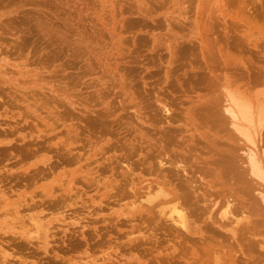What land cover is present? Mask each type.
Wrapping results in <instances>:
<instances>
[{"label":"rangeland","instance_id":"obj_1","mask_svg":"<svg viewBox=\"0 0 264 264\" xmlns=\"http://www.w3.org/2000/svg\"><path fill=\"white\" fill-rule=\"evenodd\" d=\"M201 107L264 121V0H0V264H264L262 177L246 185L263 202L232 176L161 181L187 163L170 129L234 133L244 179L249 153L264 162L260 124L255 147L244 122L214 113L213 132Z\"/></svg>","mask_w":264,"mask_h":264},{"label":"bare ground","instance_id":"obj_2","mask_svg":"<svg viewBox=\"0 0 264 264\" xmlns=\"http://www.w3.org/2000/svg\"><path fill=\"white\" fill-rule=\"evenodd\" d=\"M257 78V77H256ZM208 79H209V77H208ZM258 79H259V81H260V76H259V78H257V79H254L253 81L255 82V81H258ZM205 80V79H204ZM204 80H202V81H204ZM198 82V81H197ZM197 82H195L196 84H199V83H197ZM252 82V81H251ZM253 82V83H254ZM252 83V84H253ZM258 83V82H257ZM194 84V83H193ZM254 84H256V83H254ZM213 85V84H212ZM211 85V86H212ZM185 86H186V84H185ZM194 86H195V84H194ZM201 86V85H200ZM196 87V86H195ZM199 87V86H198ZM207 87H208V85H207ZM213 87V86H212ZM185 89V88H184ZM186 90V89H185ZM206 89H204V91H205ZM201 91H203V89L201 90ZM210 91V90H209ZM212 91V90H211ZM176 92V91H175ZM180 93V92H179ZM188 93V92H187ZM190 94V93H189ZM219 99V98H218ZM200 100V99H199ZM220 101V103L222 102L223 103V101L221 100V99H219ZM225 101V100H224ZM175 102V101H174ZM217 102V101H216ZM183 103V102H182ZM198 103V102H197ZM211 103V105H214L215 106V104H217L218 105V107H221L219 104L220 103H212V101L210 102ZM221 103V104H222ZM189 104V103H188ZM160 105H162V104H160ZM173 105V104H172ZM183 105V104H182ZM207 105H208V103H207ZM216 105V106H217ZM224 105V104H223ZM214 106L211 108V109H214ZM225 106V105H224ZM163 107V106H162ZM177 107V106H176ZM205 107V106H204ZM207 107V106H206ZM209 107V106H208ZM166 108H168V107H166ZM202 108V107H201ZM200 108V109H201ZM224 108H226V111L227 112H224V113H229L228 115H230V117L232 118V120H233V123L234 124H236V123H238V124H240L239 123V121L240 122H244V124H246V126H249V129H245L247 132H245V134L241 131L240 132V134L241 135H245L244 137H246L245 139L248 141V142H250L251 144H253V146H255V145H257L258 143H257V141H256V136H257V134H258V142H260V145H261V143H263L264 142V125L262 126V124L260 123L261 121H263L262 119H258L257 120V118L255 119L254 117H253V115L252 114H250V113H247L246 111L245 112H241L239 115H237V113H236V110L233 108H227V107H224ZM236 108L238 109V110H240L241 109V107L240 106H238V105H236ZM169 109V108H168ZM203 110H205V112H207L208 114H210V116H211V119H210V121L208 122V117L209 116H207V117H205L204 116V118H205V120H203L204 118H203V115L204 114H201L202 116H200L199 118H202V120H203V122H204V124L205 125H211L212 127H211V131H213L214 129H212V128H217L218 129V131L219 132H221L222 133V131L223 132H225V129L223 128V126L224 127H226L225 125L226 124H221V122L218 120V119H216L215 118V116L217 115V117L219 116V115H222V114H220V113H223L222 111H220V112H218V111H216V112H214V113H217L216 115L213 113L212 114V110L210 109V108H202ZM201 109V110H202ZM219 109H221V110H225V109H222V107L221 108H219ZM150 110V109H149ZM157 111V110H156ZM165 111V110H164ZM197 111V110H196ZM261 111V110H260ZM158 113V112H157ZM202 113H203V111H202ZM223 113V114H224ZM219 114V115H218ZM225 114V115H226ZM150 115H151V113H150ZM172 115H177V114H172ZM197 115V114H196ZM196 115H195V117H196ZM179 116V115H178ZM227 116V115H226ZM226 116H224L223 117V120H224V118L226 117ZM228 117V116H227ZM171 118H172V116H171ZM219 118V117H218ZM174 119V118H173ZM172 119V120H173ZM180 119H182V118H180ZM222 119V118H221ZM163 120V119H162ZM168 120V119H167ZM170 120V119H169ZM193 120H194V118H193ZM191 120V122H192V125H195L196 126V120ZM175 122H176V120H174ZM228 122L227 120H224L223 122ZM182 122V121H181ZM200 122H202L201 120H200ZM202 122V123H203ZM225 122V123H226ZM230 122V121H229ZM264 122V121H263ZM262 122V123H263ZM164 124V123H163ZM200 124V123H199ZM227 124H229V126H230V123H227ZM233 124V125H234ZM242 124V123H241ZM261 125V128H260V130L257 132V134H255L254 133V135H251V134H249L250 133V131H254L257 127H259L258 125ZM179 125V124H178ZM203 125V124H202ZM232 125V126H233ZM164 126V125H163ZM144 128V127H143ZM199 128V127H198ZM228 128V127H227ZM166 130H167V127L165 128ZM170 129V128H169ZM194 129V128H193ZM202 129V128H201ZM222 131H221V130ZM231 129V128H230ZM149 130H151V129H149ZM184 130V129H183ZM227 130V129H226ZM241 130V129H240ZM239 130V131H240ZM202 131V130H201ZM210 131V132H211ZM231 131V130H230ZM256 131V130H255ZM254 131V132H255ZM156 132V131H155ZM159 132V131H158ZM181 131H180V129H170V130H168V132L166 133V134H168L167 136H169V138H167L168 139V143L169 144H175V143H178V145H179V147H181V148H183L184 146H185V144H187L185 147H184V150L186 151V153H185V155H183L182 156V159L181 160H183L186 164L185 165H183L182 163H179V162H173L172 160V163H170V165L171 166H176L174 169H172V170H168V169H166V172L168 171V173L167 174H164L163 176H161V181H173V182H175V181H205V179H206V177H209V176H213L214 174H215V177H216V179L218 180V181H226V179L230 176H232V178H230V179H234L235 180V182H233V185H236V187H237V192H238V190H240V193L242 194V193H244V195L250 200V198L252 197V198H258V197H253L252 195H251V188L249 187V186H247V185H249L250 184V186L252 187V185H251V182L249 181V184H247V179H249V178H257V179H261V177L264 179V162H263V160L261 161V157H260V155L258 154V152L257 151H255V152H251V154L249 153V162H248V164H245V166H243V167H245V168H243L242 169V172H245V173H247L249 176H246L247 178H245L244 179V177H243V175L240 173L241 172V170H240V167L235 163V161H236V159H237V155H236V153H239L241 150L238 148L237 150L236 149H234V148H236L237 146H236V144L237 143H233L234 145L232 146L233 148H231V149H227V147L226 148H224L225 147V145L227 144L226 142L227 141H230V137L231 136H233L234 135V133H233V135L231 134V136H229V135H220V134H214V135H210V134H208L207 132H205V134H203V133H199L198 135H193V136H191V138H187L186 140H185V138H180V140L178 139L179 138V136L181 135V133H180ZM214 132V131H213ZM147 133V132H146ZM160 133H162V130H161V132ZM155 134V133H154ZM158 134V133H157ZM161 135H163V133L161 134ZM240 135V136H241ZM150 136H153L152 134L150 135ZM156 135H154L153 137H155ZM166 136V137H167ZM235 136V135H234ZM186 137V136H185ZM243 137V138H244ZM240 139V138H239ZM161 140H162V138H161ZM184 140H185V142H184ZM236 140V139H235ZM242 141V140H241ZM164 143H165V145L167 146L168 144H167V142H166V140H164L163 141ZM237 142V141H236ZM239 143H240V141H238ZM157 143H159V142H157ZM188 143H190V144H188ZM192 143H193V145H192ZM151 144V143H150ZM158 145V144H157ZM228 145V144H227ZM226 145V146H227ZM264 145V144H263ZM153 146H154V144H153ZM174 146V145H173ZM229 146H231V145H229ZM236 146V147H235ZM240 146H243V145H240ZM168 147V146H167ZM171 147V146H170ZM175 147V146H174ZM177 147V146H176ZM178 147V148H179ZM256 147V146H255ZM242 148V147H241ZM168 149V148H167ZM166 149V150H167ZM180 149V148H179ZM232 149H234L235 151H232ZM261 149H262V147H261ZM240 150V151H239ZM237 151V152H236ZM239 151V152H238ZM215 152V154L216 153H219L218 154V156H217V158H214L213 156L214 155H211V156H209L210 154H212V153H214ZM193 153H196V155L195 154H193ZM263 154H264V152H262ZM159 154V153H158ZM168 155V154H167ZM167 155L166 156H164V158L165 157H167ZM157 156V155H156ZM177 156V155H176ZM241 156V155H240ZM179 157V156H178ZM171 158H173V157H171ZM176 158V157H175ZM175 158H174V160H175ZM169 158H167V160H168ZM177 159V158H176ZM178 159H180V158H178ZM170 160V159H169ZM244 162V161H243ZM238 163V162H237ZM242 163V162H241ZM159 164V163H158ZM187 164H191V166H190V168H188V166H186ZM239 165H242V164H240V163H238ZM168 165V161H167V163H164V162H160V167H158L159 168V170H160V172H162L163 170H164V168L163 167H166ZM155 166V168H157V166L156 165H154ZM159 166V165H158ZM154 168V167H153ZM169 168V167H168ZM165 171V170H164ZM156 172V171H155ZM148 173V172H147ZM152 173V172H151ZM163 173V172H162ZM161 173V174H162ZM249 177V178H248ZM214 179V178H213ZM233 180V181H234ZM244 180H246V181H244ZM262 180V179H261ZM156 181H158V180H156ZM228 181V180H227ZM230 181V180H229ZM257 181V180H256ZM172 183V182H171ZM194 183V182H193ZM216 183V182H215ZM220 183V182H219ZM234 183H236V184H234ZM166 184V183H165ZM179 184V183H178ZM178 184H176V187L178 188V187H180V186H182V185H178ZM181 184H183V183H181ZM188 184V185H187ZM187 184H184L182 187H183V189L185 190H181L182 189V187H180L179 188V190H181L182 191V193H181V195H183V193H186L187 195H192L191 194V189L193 188L192 187V183L190 182H187ZM223 184V186H226V182H223L222 183ZM247 184V185H246ZM204 185V184H203ZM214 186H215V184H213ZM218 185V184H217ZM216 185V186H217ZM221 185V184H220ZM219 185V186H220ZM233 185H231V186H233ZM239 185V186H238ZM264 185V184H263ZM164 186H166V185H164ZM193 186H195V185H193ZM218 186V187H219ZM229 186H230V183H229ZM151 188H153L152 186H151ZM155 188H157V187H155ZM155 188H154V190H155ZM200 188V187H199ZM212 188V187H211ZM230 188V187H229ZM158 190L160 189V193L162 194V196H163V198H164V200H167V202H168V200H169V202H172V203H176L179 199L177 198V196H171L172 194H171V191H173L174 189H172L170 186H168L167 188H165V187H159V188H157ZM156 189V190H157ZM195 189V188H194ZM207 190V189H206ZM234 190V189H233ZM152 191L153 190H151L150 192H151V194H152ZM177 191V190H176ZM184 191V192H183ZM231 190H229V192H230ZM149 191L147 192V193H150ZM158 192V191H157ZM178 192V191H177ZM176 192V193H177ZM180 192V191H179ZM178 192V194H180ZM224 192V191H223ZM225 192H226V190H225ZM253 192V195L254 196H256V194L258 193H256V191H252ZM210 193V192H209ZM219 193V192H218ZM227 193V192H226ZM150 194V195H151ZM186 194H184V200L186 201L187 199H185L186 198ZM196 194V193H195ZM214 195H215V193H213ZM229 194H231V196H228V195H226V196H228V197H232L233 196V194H232V192L231 193H229ZM239 194V193H238ZM240 194V195H241ZM261 194V193H260ZM259 194V195H260ZM148 195V194H147ZM149 195V196H150ZM154 195V194H153ZM197 195V194H196ZM204 195V194H203ZM207 195V194H206ZM237 195V194H236ZM258 195V196H259ZM262 195V194H261ZM260 195V197L262 198V200L264 199V195L263 196H261ZM155 196V195H154ZM156 196H158V195H156ZM155 196V197H156ZM161 196V197H162ZM180 196V195H179ZM199 196V195H198ZM197 196V197H198ZM154 197V198H155ZM216 197V196H215ZM217 197H219V196H217ZM240 197H242V196H240ZM244 197V196H243ZM259 197V198H260ZM150 198H153V197H150ZM157 198H159V197H157ZM182 198V197H181ZM190 198V197H189ZM234 198V197H233ZM256 199L257 201H262L261 199ZM217 199V198H216ZM219 199V198H218ZM148 200V199H147ZM155 200H156V198H155ZM189 200V199H188ZM187 200V201H188ZM191 198H190V202H191ZM198 200H200V199H198ZM213 200V199H212ZM211 200V201H212ZM233 200V199H232ZM231 200V201H232ZM248 200V201H249ZM252 200V199H251ZM250 200V201H251ZM255 200V201H256ZM149 201V200H148ZM152 201V199H150V202ZM188 201V202H189ZM229 201H230V199H229ZM236 201V200H235ZM254 200H253V202L252 203H254L255 202ZM256 201V202H257ZM154 201H152L151 203H153ZM157 202V201H156ZM200 202V201H199ZM205 202V201H204ZM207 202V201H206ZM255 202V206L256 207H258L257 209H259V205H261V203L260 202H257V203H259V205L257 204ZM263 202V201H262ZM181 203V202H180ZM180 203H176V205H174V206H172V208H171V213H172V215H171V218L170 219H172L173 220V223L175 222L179 227H183V228H185L186 227V224H185V221H186V216H185V214L183 213L184 211H183V209L181 210L180 208H183L182 206H177V204L178 205H181ZM193 203V202H192ZM197 203H198V201H197ZM229 203V202H228ZM183 204V203H182ZM231 204V203H230ZM239 204V203H238ZM246 204V203H245ZM263 204H264V202H263ZM261 205L262 207H264V205ZM185 205V204H184ZM193 205V204H192ZM191 205V206H192ZM194 205H197V204H194ZM234 204H233V202H232V205L231 206H233ZM247 205V204H246ZM258 205V206H257ZM186 206H187V204H186ZM188 206L190 207V205L188 204ZM237 205L235 204V209L237 208L236 207ZM189 207H187V208H189ZM194 207V206H193ZM228 207V206H227ZM239 207V206H238ZM256 207H254V205H253V207H251V209L252 208H255L256 209ZM262 207H260V208H262ZM229 208V207H228ZM241 208L242 207H239V208H237V209H240L241 210ZM155 209H156V207H155ZM154 209V210H155ZM196 209H198V208H196ZM200 209H202V208H200ZM237 209H236V211H237ZM255 209H253V211L255 210ZM264 208H262V210H263ZM190 210H191V207H190ZM194 210V209H193ZM242 210H243V208H242ZM245 210V209H244ZM262 210H260L259 209V211H258V213L260 214L261 213V211ZM188 211H189V209H188ZM236 211H234V212H236ZM252 211V210H251ZM256 211V212H257ZM155 212V211H154ZM230 212V211H229ZM255 212V211H254ZM253 212V213H254ZM207 213V212H206ZM228 212H226V214H227ZM230 213H233V212H230ZM245 213V212H244ZM226 214H224V216L226 215ZM242 214V213H241ZM256 214V213H255ZM262 214H264L263 212H262ZM174 215H176L177 216V218L176 219H174L173 217H174ZM220 215V214H219ZM228 215V214H227ZM227 215L225 216V217H227ZM249 215H251V214H249ZM223 216V217H224ZM252 216V215H251ZM254 216V215H253ZM261 216V215H260ZM193 217V216H192ZM196 218V217H195ZM229 219V218H228ZM197 220V219H196ZM199 220V219H198ZM223 220V219H222ZM221 220V221H222ZM225 220V219H224ZM226 221V220H225ZM261 222V221H260ZM172 223V224H173ZM198 223V222H197ZM223 223V222H222ZM225 224V223H224ZM262 224V223H261ZM226 225V224H225ZM240 225V224H239ZM219 226V225H218ZM210 228V227H209ZM177 229H178V227H177ZM176 230V229H175ZM180 230V229H179ZM190 230V229H189ZM208 230V229H207ZM210 230V229H209ZM208 230V231H209ZM217 231V230H216ZM235 232V231H234ZM213 233H216V232H213ZM236 233V232H235ZM209 234H210V231H209ZM256 244H258V242L256 243ZM255 245V244H254ZM257 246V245H256ZM253 248H254V246H253ZM255 250V249H254ZM215 256V255H214ZM210 257V256H209ZM256 262V261H255ZM260 263V262H259ZM212 264V263H211Z\"/></svg>","mask_w":264,"mask_h":264}]
</instances>
